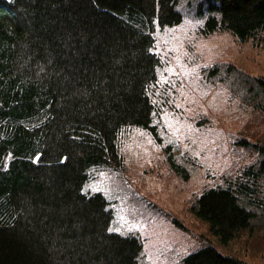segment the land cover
<instances>
[{
  "label": "trees",
  "instance_id": "1",
  "mask_svg": "<svg viewBox=\"0 0 264 264\" xmlns=\"http://www.w3.org/2000/svg\"><path fill=\"white\" fill-rule=\"evenodd\" d=\"M205 1L203 35L264 41V0ZM178 2L0 0V264H138L139 237L110 230L107 197L83 185L125 167L124 127L159 138L153 112L170 103L153 32L181 21ZM252 78L264 91V76ZM233 142L255 159L204 187L192 208L224 244L264 228V144ZM183 264L246 263L206 245Z\"/></svg>",
  "mask_w": 264,
  "mask_h": 264
},
{
  "label": "rangeland",
  "instance_id": "2",
  "mask_svg": "<svg viewBox=\"0 0 264 264\" xmlns=\"http://www.w3.org/2000/svg\"><path fill=\"white\" fill-rule=\"evenodd\" d=\"M205 6V0H179L181 21L153 32L151 49L161 59L157 86L170 103L153 112L159 138L143 127H124L125 167L91 172L83 185L107 197L114 212L110 230L139 237L138 264H183L206 245L264 264V228L243 230L224 244L192 209L204 187L255 159L233 142L237 137L264 144V91L252 78L264 76V41H240L227 30L203 35ZM227 65L235 68L226 71Z\"/></svg>",
  "mask_w": 264,
  "mask_h": 264
}]
</instances>
